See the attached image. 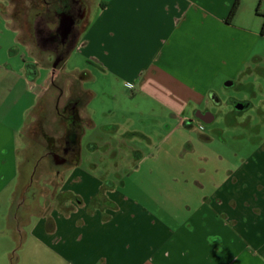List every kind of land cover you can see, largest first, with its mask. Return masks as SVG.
<instances>
[{
	"label": "crops",
	"instance_id": "0c3cea01",
	"mask_svg": "<svg viewBox=\"0 0 264 264\" xmlns=\"http://www.w3.org/2000/svg\"><path fill=\"white\" fill-rule=\"evenodd\" d=\"M257 1L259 8L262 0H56L54 8L68 4L78 9L79 18L71 25L75 33L60 40L64 20L56 16V23L37 28L38 41L56 42L58 57L79 54L90 67L82 66L69 77L67 92L75 87L76 94L63 105L59 99L53 104V116L64 129L62 140L49 139L42 146V160L34 161V170L22 183L20 141L27 150L35 130L37 135L52 101L46 92L55 72L48 68L41 82L40 74L29 76L28 64H41L27 54L18 30L4 14L6 0H0V200L9 202L4 217L8 226L12 223L9 231L3 228L7 253L22 243L23 250L28 249L27 264H264V140L239 165L226 168L225 177L214 179L211 191L200 197H184L181 189L180 197H136L118 188L128 185L127 179L140 183L143 170L153 181L150 185L159 189L181 186L179 175L187 176L190 170L168 163L166 156L180 144L194 148V140L186 138L190 130L179 133L181 128L193 130L195 124L205 129L217 120L208 107L210 101L222 104L214 85L221 74L234 81L243 74L250 49V35L239 29L244 51L233 53L234 23L241 20L246 5ZM256 13L263 19V34L264 17ZM221 37L231 60L220 52ZM96 72L110 77V89L119 90L118 104L96 101L99 89L87 82ZM139 93L144 102L149 98L168 110V119H159L158 134L153 122L148 126L139 120L150 118L146 106L143 112L138 108ZM231 99L243 108L253 107L250 101ZM99 107L102 114L113 115L112 122L104 123ZM204 112L208 119L201 118ZM98 124L107 135H101L100 142L90 138L87 153L107 156L128 149L137 155L117 164L118 169L124 164L131 169L120 184H106L112 175L103 158L85 157L89 170L82 167V138ZM177 133L175 144L171 138ZM200 138L211 140L205 134ZM59 151L65 155L57 162ZM49 156L57 166H51ZM44 164L51 167L47 177L37 173ZM103 168L106 175L94 173Z\"/></svg>",
	"mask_w": 264,
	"mask_h": 264
},
{
	"label": "rangeland",
	"instance_id": "374dc122",
	"mask_svg": "<svg viewBox=\"0 0 264 264\" xmlns=\"http://www.w3.org/2000/svg\"><path fill=\"white\" fill-rule=\"evenodd\" d=\"M55 1L56 0H6L4 8V14L11 23V26L18 30L19 39L26 44L28 48L27 54L35 58L41 64L33 69L35 70L36 75H41L38 81L41 82L42 78L46 76L48 68H52L55 72L46 92V97L50 98L52 101L49 102L50 104L45 113L44 121L39 124L40 129H38L37 135L35 130L33 132L35 136L31 137L28 141L27 150H25V146L23 145L24 140L21 139L20 141L19 164L21 172L20 182L22 183H25L24 181L27 174L34 170V161L37 159L42 160V146L45 144L48 145L49 141L52 139L54 143L57 140L58 142L62 140L61 137L64 129L63 126H61L62 124L59 123L60 121L56 120V117L53 116V104L58 103L57 100L59 99V104L63 105L68 97H73L74 94H76L75 87H72L70 92H67V81L69 80V77H72L74 72L80 70V68L87 63L79 54L75 53H72L63 61V59L58 57L54 52L57 45L56 42L52 43V41H49L44 43L38 41L36 36L37 28L40 30V27H42L44 23H51L52 21L56 23L57 18L54 13ZM258 2L259 1H257L256 5H246V8L244 7L240 11L241 20L234 23V26L236 27L234 31L237 33L235 34L236 40L234 41L235 45L233 53L238 54L243 53L244 51L238 41L240 34L239 29L242 30L244 35H250V42L246 40V44L250 49L249 51H246L248 58L245 63L246 67L242 68L244 73L238 75L235 81L233 79H228L225 75L221 74L216 85H214L213 90L217 92L222 104L216 106L215 102L210 101L208 107L213 114L218 117L217 120L213 124H205V129H200L195 124L193 130H191V128H181L179 133H186L190 130L186 133V138H189L190 141L192 139L194 140L193 143H191L194 148L191 149L187 147L188 149H185L186 145L183 147V145L181 146L180 144V147L175 150L176 152L173 151L169 156H166L168 163L171 162L173 165H179V169L183 171L185 170L184 167L190 170L187 176H183L182 174L179 175L181 186L174 185L170 187L168 191H165L164 187L159 189V185H150L151 183L153 184V181L151 182V180H148L147 173L143 170V176L141 177L140 183L135 185L132 184V179H127L129 184L126 186H119V191L136 197H139V194L140 197H180L178 195L180 189L182 190V193H184V197H200L203 194L206 195L211 191L212 181L214 179L222 180L226 175V168H234L239 165V163H241L244 158L264 140V113L260 112V110L264 112V33L262 34L263 19L256 13L258 12L259 14L264 15V0H262L259 8ZM44 27L45 25L43 28ZM52 27H55V24L52 25ZM219 47L220 52L225 59L231 60V52L228 48L227 42L224 41L222 37L219 40ZM246 49H248V47H246ZM56 60L58 61V64L56 68H54L53 65ZM44 65H46V68ZM86 66L89 65L87 64ZM227 81H233V84H229ZM87 82L89 85L95 86L99 89L98 95L95 97L96 101L105 103L104 101L113 100L115 103L121 97L119 90H116L114 86L113 89H110L109 84L112 82L110 77L102 73L96 72V75L89 77ZM53 84L62 87V89L55 90L56 87L54 88ZM100 88H104L105 90H100ZM137 97H139V100H141L140 103H142L138 108L142 111L146 106L147 115L150 116V118H142L139 120L145 122L148 126L153 122L154 129L156 130L154 133L158 134L159 119L165 117L167 120L168 110L161 104L149 98L148 102H144L146 99L143 94L139 93ZM230 97L250 101L253 103V107H244L241 110H237L232 103L228 101ZM97 109L99 113H101V107ZM99 115L104 116V123L112 122L110 120H112L113 115L108 113H101ZM156 116L158 119L154 120ZM96 117L99 119L103 118L100 116ZM32 118H34V114H32L29 119L32 120ZM163 128L165 131L167 130V126H164ZM122 130L123 129H120L119 132L121 131L124 133ZM191 131H193V133ZM179 133L171 138V141L175 144L178 143L177 137L179 136ZM202 134L209 136L211 140L200 141V135ZM101 135L106 136L107 131L104 126L98 124L97 127L90 128L87 131L86 136L82 138V167L85 170H89V163L84 160L85 157L88 158L92 155V157L99 158V160L103 158V164H107L109 168L107 169V172L112 175L110 178H107L106 184H120V178L123 175L130 174L131 169L127 168V164H124V166L118 169L116 167L117 164H119L120 161L122 163L126 162V159L128 158L134 159L137 155L128 153V149H122L123 153L114 155L109 154L107 156L98 152L94 154L87 153V145L88 141L91 140L90 138L100 142L102 140L100 138ZM155 138H160V135H156ZM179 149L182 150L179 152ZM155 154L156 153H150L153 158L155 157ZM56 159L58 162L61 158L59 157ZM47 160L50 162L51 166L56 164L53 157L49 156ZM178 161L181 163H177ZM44 166L45 164L40 170H37V173L42 177H47V175L50 174L49 168L51 167L48 165L46 169ZM94 173L106 175V169L103 168L94 171ZM154 182L155 184L157 183L156 180H154ZM134 183L136 182L134 181ZM33 193L34 189L31 191L32 196ZM7 196V194L3 195V197ZM30 202L31 206H33L32 208H34V202L32 200ZM8 205V201L3 202L0 200V264H27L28 262H26V259L28 249L26 251L23 250L25 244L16 243L14 245L15 248L11 250L10 254L7 253L8 249L5 247L7 234L6 232L3 233V228L4 231H9L12 226V223H9L10 226H8L7 219L4 217V214L10 211V205ZM24 210L25 209L22 208V213L19 212V215L23 216L24 213H26ZM32 220L34 221V219ZM19 256L21 257L18 259Z\"/></svg>",
	"mask_w": 264,
	"mask_h": 264
},
{
	"label": "flooded vegetation",
	"instance_id": "af4514ba",
	"mask_svg": "<svg viewBox=\"0 0 264 264\" xmlns=\"http://www.w3.org/2000/svg\"><path fill=\"white\" fill-rule=\"evenodd\" d=\"M56 16L58 17V19H59V22H61V21H63L64 19H68V18H71V19H73L74 21H73V24L72 25H74V23L78 20V18H79V11H78V9H76V7H74V6H70V5H68V4H66V5H64V7L63 8H61V9H59L58 10V12L56 13ZM72 28V30H70L71 32L69 33V35H68V39H71V37L74 35V33H75V29H74V26L73 27H71ZM45 40H46V38L45 37H43ZM52 38H50V40H51ZM59 39L61 40L62 39V32H60V36H59ZM67 39V40H68ZM230 101H233V105H234V107H236V103L238 102V101H234L233 99H231ZM201 118L202 119H208V113L207 112H204V113H202L201 115ZM64 155H65V153L64 152H62V151H59V152H55V157H57V158H61L62 159V157H64ZM61 159H59V160H61Z\"/></svg>",
	"mask_w": 264,
	"mask_h": 264
},
{
	"label": "water",
	"instance_id": "95a60500",
	"mask_svg": "<svg viewBox=\"0 0 264 264\" xmlns=\"http://www.w3.org/2000/svg\"><path fill=\"white\" fill-rule=\"evenodd\" d=\"M72 24H73V19H71V18L64 19V21L61 23L60 30H61L62 35L64 37H66L68 35V33L70 32ZM57 64H58V61L56 60L54 62V65H53L54 68H56ZM236 107L237 108H243V105H242V103L241 104L239 103V104L236 105Z\"/></svg>",
	"mask_w": 264,
	"mask_h": 264
},
{
	"label": "trees",
	"instance_id": "16d2710c",
	"mask_svg": "<svg viewBox=\"0 0 264 264\" xmlns=\"http://www.w3.org/2000/svg\"><path fill=\"white\" fill-rule=\"evenodd\" d=\"M237 5H238V1H236V3L234 4V6L232 7L231 9V12H230V16H232L237 8ZM59 9L55 8L54 9V13L56 14L58 12ZM264 17V15H262ZM263 28H264V23H263ZM60 58L63 59V61L65 60V56H59ZM35 68V65L34 64H28V73H29V76L30 77H34L36 76V73H35V70H33ZM69 121H70V117L67 118Z\"/></svg>",
	"mask_w": 264,
	"mask_h": 264
}]
</instances>
